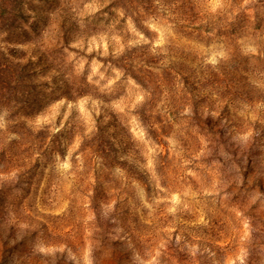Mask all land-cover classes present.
<instances>
[{
    "label": "rangeland",
    "instance_id": "rangeland-1",
    "mask_svg": "<svg viewBox=\"0 0 264 264\" xmlns=\"http://www.w3.org/2000/svg\"><path fill=\"white\" fill-rule=\"evenodd\" d=\"M0 54V264H264V0H0Z\"/></svg>",
    "mask_w": 264,
    "mask_h": 264
},
{
    "label": "trees",
    "instance_id": "trees-1",
    "mask_svg": "<svg viewBox=\"0 0 264 264\" xmlns=\"http://www.w3.org/2000/svg\"><path fill=\"white\" fill-rule=\"evenodd\" d=\"M212 26V25H211ZM201 29L203 30H212V28L210 27V25H201L200 26ZM12 62L5 58V56L3 54H0V85H7V84H15L18 85L20 80H16L15 76L17 73H15L17 71V68H13L12 67ZM16 67L19 68V66L16 65ZM21 73L26 74V71L24 70V68H20ZM19 75V73H18ZM20 77V75H19ZM13 80L17 81V82H12Z\"/></svg>",
    "mask_w": 264,
    "mask_h": 264
}]
</instances>
